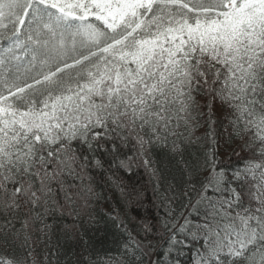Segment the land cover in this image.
Here are the masks:
<instances>
[{"label": "snow or ice", "instance_id": "1", "mask_svg": "<svg viewBox=\"0 0 264 264\" xmlns=\"http://www.w3.org/2000/svg\"><path fill=\"white\" fill-rule=\"evenodd\" d=\"M0 40V264H48L49 209L82 195L67 180L81 166L73 142L132 144L130 167L173 125L198 128L201 106L210 146L184 162L191 215L169 229L165 197L161 224L172 247L202 242L192 264H264V0H0ZM214 105L247 137L231 176Z\"/></svg>", "mask_w": 264, "mask_h": 264}, {"label": "trees", "instance_id": "2", "mask_svg": "<svg viewBox=\"0 0 264 264\" xmlns=\"http://www.w3.org/2000/svg\"><path fill=\"white\" fill-rule=\"evenodd\" d=\"M5 46L0 40V50ZM197 100L203 105L199 97ZM196 115L198 128H192V122L187 131L182 124L173 125L168 143L145 145L146 155L131 161L130 167L128 163L121 167L120 160L134 155L132 144L119 146L114 152L112 143L104 140L94 142L92 149L79 141L73 142L74 150L81 157L78 161L81 166L67 180L82 195L74 208L64 205L61 199L62 208L49 209L46 222L52 226L51 239L47 249L43 243L40 245L41 250L50 253L48 264H105L110 257L115 258L116 264H192L202 242L188 239L183 246L172 247L170 234L161 222L167 217L165 197L173 211L169 229L171 221L183 222L176 220L181 213L191 215L185 206L195 193L184 195L187 191L184 162H196L210 146L208 108L201 106ZM211 120V129L219 141L220 161L231 176L250 156L244 147L247 137L232 134L229 118L218 105L212 108ZM172 141L182 145L181 154L171 151ZM84 157L88 159L85 161ZM144 159L152 162L150 167L144 164ZM96 160H101L103 167H98ZM117 216L122 225L115 219ZM145 224L152 226L151 232L144 230ZM125 244L129 245L128 250L123 247ZM19 251L23 255V250Z\"/></svg>", "mask_w": 264, "mask_h": 264}]
</instances>
